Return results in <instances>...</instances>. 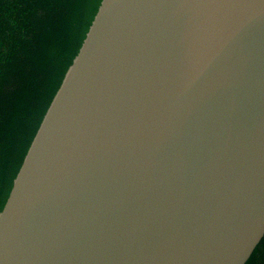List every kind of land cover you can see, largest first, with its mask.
Segmentation results:
<instances>
[{
	"label": "water",
	"instance_id": "water-1",
	"mask_svg": "<svg viewBox=\"0 0 264 264\" xmlns=\"http://www.w3.org/2000/svg\"><path fill=\"white\" fill-rule=\"evenodd\" d=\"M264 236V0H100L0 209V264H245Z\"/></svg>",
	"mask_w": 264,
	"mask_h": 264
},
{
	"label": "trees",
	"instance_id": "trees-1",
	"mask_svg": "<svg viewBox=\"0 0 264 264\" xmlns=\"http://www.w3.org/2000/svg\"><path fill=\"white\" fill-rule=\"evenodd\" d=\"M100 0H0V209ZM245 264H264V236Z\"/></svg>",
	"mask_w": 264,
	"mask_h": 264
}]
</instances>
